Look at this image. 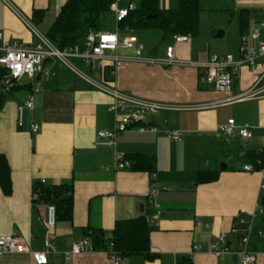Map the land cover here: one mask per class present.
<instances>
[{"label":"crops","instance_id":"crops-1","mask_svg":"<svg viewBox=\"0 0 264 264\" xmlns=\"http://www.w3.org/2000/svg\"><path fill=\"white\" fill-rule=\"evenodd\" d=\"M65 1L0 0V33L8 40L36 44L38 40L25 20L46 37ZM130 1L138 7L141 0ZM222 1L199 0L201 15L216 13V4ZM128 2L117 0L120 7ZM177 2L157 0L162 8L175 7ZM263 4L264 0H233V9L221 7V19L212 18L204 30L201 16L197 37L189 36L184 42L172 44L176 60L186 65H148L131 59L134 51L124 48L116 50L123 59L106 61L104 72L79 59L72 60L75 66L88 69V73H83L120 93L169 105L170 108L146 115L147 123L157 127L155 132L130 129L118 133L113 144L96 145L98 131L114 128V116L108 109L113 98L57 60L43 63L50 74L41 79L40 90L32 93L33 108L23 110L20 123L17 109L31 85L23 78L6 95L0 92V153L7 158L11 178L10 194L4 195L0 189V235L14 231L30 251L43 250L46 205L50 203L39 196L37 186L67 185L72 210L69 218L58 214L50 234L56 252L48 254L49 264H113L105 250L76 254L69 259L65 253L79 238L90 241L86 228L102 230L110 236L116 220L139 215L147 221L150 248L158 257L147 260L132 255L121 258L119 264H179L183 259L189 264H240L238 253L215 256L207 247L216 235L236 223L240 210L257 213L254 229L264 225L259 223L264 181L258 170H243L245 164L252 165L249 155L264 149V92L228 101L249 90L255 74L241 66L231 93H222L202 80L196 65L212 54L238 56L240 38L248 37L254 21L262 15ZM243 14L248 16L245 28L240 24ZM231 17L233 48L211 52L205 45L207 38L225 36L220 21ZM120 31L121 36L131 35L130 31ZM217 31H221L220 36H216ZM134 36L143 44L144 56L164 58L157 56L154 48L160 34ZM248 43L253 45L250 40ZM231 118L237 126L249 124L251 136L241 138L236 131L232 135L220 133L219 126ZM32 124H37L36 131H32ZM170 131H177L179 140H173ZM115 151L125 156L138 153L152 157L155 169H117ZM198 170L216 171L217 176L211 182L197 184ZM33 194H37L35 201L31 200ZM139 203L143 204L142 211ZM232 239L236 247L237 242ZM194 244L201 249L191 254ZM248 249L256 252L254 264H264V237L252 235ZM0 264L34 262L28 252L0 253Z\"/></svg>","mask_w":264,"mask_h":264},{"label":"built area","instance_id":"built-area-1","mask_svg":"<svg viewBox=\"0 0 264 264\" xmlns=\"http://www.w3.org/2000/svg\"><path fill=\"white\" fill-rule=\"evenodd\" d=\"M136 7L129 0L125 7H120L117 0H113L109 5V10L114 18L115 26L111 31L94 32L86 34L82 48L74 46L70 48L59 49L45 36L39 33L35 27L25 20V24L33 31L37 38L36 44H24L17 40L5 39L0 33V86L4 92H10L26 78L31 85V90L27 94L24 103L18 107V122L22 120L24 109L33 108V94L40 90L41 79L47 78L50 74L48 69L42 67L46 60H57L68 70L77 74L80 78L87 81L97 89L109 93L113 100L108 109L114 116V128L112 130H100L96 133V145H110L118 133L136 129L138 131H157V127L146 121V115L156 113L160 109L170 108L169 105L152 102L135 96L118 92L110 88L101 81H97L79 70L73 59H79L83 64L94 66L101 70L106 61L117 62L123 58L116 54L118 48L132 49L134 51L131 59L148 65L160 64L186 65L184 61H178L175 58L174 47L167 45L164 49V58L157 59L143 55L144 46L134 35H124L120 38L118 22L124 19L128 13ZM262 15L253 23L248 37L242 36L238 46V56L231 53L223 55L212 54L206 61L197 64L201 72L202 80L212 86L217 92L231 93L233 89L234 78L241 66H247L254 74L255 80L253 86L244 93L233 95L228 101H238L245 98H252L264 92V4L262 6ZM124 31H128L126 28ZM263 36V38H262ZM189 35L173 34L172 39L175 43L184 42ZM248 40L253 42L248 43ZM108 52H112L108 55ZM127 59V58H125ZM261 84V85H260ZM251 126L247 123L237 126L234 119H228L227 122L219 126L218 131L222 134L232 135L235 131L241 138L251 136ZM32 131L38 129L37 124L31 125ZM169 136L173 140H179L177 131H170ZM259 152L264 154V149ZM257 163L259 161L257 160ZM114 167L117 169H130L131 162L122 152H114ZM251 164H245L243 170H253ZM264 181V167L259 169ZM261 187H264L261 186ZM32 201L37 200V194H33ZM261 213V212H260ZM257 213L245 214L240 210L237 215V221L227 232H220L208 244L209 253L219 256L236 252L240 256V264H254L256 252L248 249L249 239L252 235L264 237V225L260 229H254L253 222ZM56 210L53 204L46 205L45 232L43 236L44 249L41 251H30L25 244L12 231L8 234L0 235V253H30L34 264H49L48 254L55 253V247L51 242L50 234L55 228ZM200 224V223H198ZM208 227V224H205ZM33 235H30L32 238ZM237 242L234 246L233 239ZM201 246L194 244L191 248V254L200 251ZM91 242L86 238H79L71 243L70 250L65 253L67 259L73 255L81 253L94 252ZM105 252L112 260L113 264H119L120 255L110 247Z\"/></svg>","mask_w":264,"mask_h":264},{"label":"trees","instance_id":"trees-1","mask_svg":"<svg viewBox=\"0 0 264 264\" xmlns=\"http://www.w3.org/2000/svg\"><path fill=\"white\" fill-rule=\"evenodd\" d=\"M112 1L66 0L48 30L46 38L59 49L74 46L82 48L88 32H102L100 31L103 27L102 21L111 15L109 5ZM202 11L203 7L199 0H178L175 7L169 8L159 7L157 0H141L139 6L130 11L117 26L121 30L126 28L131 35L138 36L146 32H157L161 37L173 34L196 37L200 32ZM247 19L246 14L241 15L242 28H245ZM103 69L106 70L105 65L101 69L104 72ZM125 157L131 162V170L151 172L155 169L152 157L138 153ZM249 159L255 170L259 171L264 167L262 152L250 154ZM216 176V171L198 170L196 183L211 182ZM37 187L39 196L55 206L56 221L58 214L70 217L72 210L70 186ZM0 189L4 195L11 193L10 168L6 156L2 153H0ZM260 205L259 223L264 224V195L260 199ZM85 233L89 236L94 250H106L111 246L121 258L140 255L152 260L158 257V253L150 248V229L143 215L116 220L110 236H106L102 230L91 228H86ZM179 264L189 263L183 259Z\"/></svg>","mask_w":264,"mask_h":264},{"label":"rangeland","instance_id":"rangeland-1","mask_svg":"<svg viewBox=\"0 0 264 264\" xmlns=\"http://www.w3.org/2000/svg\"><path fill=\"white\" fill-rule=\"evenodd\" d=\"M178 1V0H177ZM219 1V0H217ZM222 4H216V8H218L219 10H216V14L214 11V14L210 15L206 12L203 13L202 18H201V24L203 26V30L205 29L206 26H208L209 22L211 21L212 18H215L218 20H220L221 16L220 13L221 11H224L226 9V7L228 8H232L233 9V0H224L221 2ZM221 7H224L223 9H221ZM220 22H222L221 24H224L223 27H225L226 30V34L225 36H223L222 38H212V37H208L205 45L207 44V46L210 48L211 52H220V51H227L230 48H233V17L230 18L229 21H227V19L221 20ZM103 27L100 31H110L111 28L113 26H115V21L114 18L111 15L107 16L103 21ZM210 27V26H209ZM215 27H221V26H215ZM221 29V28H219ZM120 33V38L121 36V31ZM200 33V32H199ZM124 35H127V33H125ZM199 35V34H198ZM210 35V33H209ZM197 37V36H196ZM173 40L171 35H166L164 37H159V39L155 42V52L157 54V56H162L164 55V49L166 47V45H172L173 44ZM203 46L204 49H206V46ZM73 63V61H72ZM77 66V65H76ZM80 70H82V72L88 73V69L84 66H77ZM0 92L4 93V95H6V92L3 91L2 87H0ZM25 94V93H24Z\"/></svg>","mask_w":264,"mask_h":264},{"label":"water","instance_id":"water-1","mask_svg":"<svg viewBox=\"0 0 264 264\" xmlns=\"http://www.w3.org/2000/svg\"><path fill=\"white\" fill-rule=\"evenodd\" d=\"M221 35V31H217V33H216V36H220ZM223 167V166H222ZM138 208H139V211H142V209H143V204L142 203H139L138 204Z\"/></svg>","mask_w":264,"mask_h":264}]
</instances>
